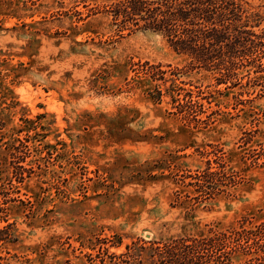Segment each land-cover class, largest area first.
Here are the masks:
<instances>
[{
	"label": "rangeland",
	"instance_id": "1",
	"mask_svg": "<svg viewBox=\"0 0 264 264\" xmlns=\"http://www.w3.org/2000/svg\"><path fill=\"white\" fill-rule=\"evenodd\" d=\"M113 1L0 0V264H111L133 240L264 222V78L227 88L160 34L121 37ZM145 62L198 102L155 100L171 81Z\"/></svg>",
	"mask_w": 264,
	"mask_h": 264
},
{
	"label": "trees",
	"instance_id": "2",
	"mask_svg": "<svg viewBox=\"0 0 264 264\" xmlns=\"http://www.w3.org/2000/svg\"><path fill=\"white\" fill-rule=\"evenodd\" d=\"M104 13L121 37L139 31L160 34L190 65L215 73L218 84L227 88L245 77L248 83L264 78L261 14L251 11L244 0H115L104 6ZM161 67L145 62L142 68L152 80L171 81L165 91L155 87L154 99L167 93L180 108L196 104L191 89L176 96L179 87L186 89L180 86L183 81L178 83L183 70ZM255 85L264 90V83ZM209 165L205 174L195 177V184L211 190L220 183L221 171ZM109 256L111 264H264V222L167 240L137 239L126 245V251Z\"/></svg>",
	"mask_w": 264,
	"mask_h": 264
},
{
	"label": "bare ground",
	"instance_id": "3",
	"mask_svg": "<svg viewBox=\"0 0 264 264\" xmlns=\"http://www.w3.org/2000/svg\"><path fill=\"white\" fill-rule=\"evenodd\" d=\"M55 106V105H54ZM55 108V107H54Z\"/></svg>",
	"mask_w": 264,
	"mask_h": 264
}]
</instances>
